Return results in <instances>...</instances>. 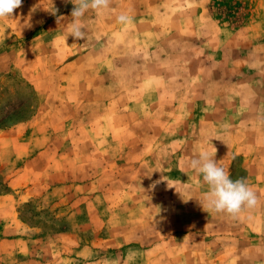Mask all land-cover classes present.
Wrapping results in <instances>:
<instances>
[{"label":"rangeland","instance_id":"1","mask_svg":"<svg viewBox=\"0 0 264 264\" xmlns=\"http://www.w3.org/2000/svg\"><path fill=\"white\" fill-rule=\"evenodd\" d=\"M72 8L0 21V253L27 248L3 264H181L169 238L210 222L190 159L215 148L233 180L264 161V0H111L65 41Z\"/></svg>","mask_w":264,"mask_h":264},{"label":"crops","instance_id":"2","mask_svg":"<svg viewBox=\"0 0 264 264\" xmlns=\"http://www.w3.org/2000/svg\"><path fill=\"white\" fill-rule=\"evenodd\" d=\"M259 137H262V140L257 139L256 141L262 145L264 137ZM262 170L264 171V161L262 160L247 164V182L253 190L258 191L256 194L261 193V188L264 186V178L260 175ZM212 214L213 211H210V222L203 225L197 223V217H193V220H190L191 222L179 225L177 234L172 239L169 238L172 242L176 240L175 247L183 250L178 254L180 259L184 257L181 264L187 263L186 258L192 255L194 259L201 257L202 259L199 262L203 264H264V243H257L250 239L252 236H256V233L264 234V220L261 223L262 218L259 217L261 213L245 209L242 214L244 223L236 226L215 224L213 223ZM247 215L252 217L246 220ZM184 218L186 220V217ZM256 219L259 220L257 223ZM11 223L9 222L8 225H11ZM8 236V233L7 235L3 233L4 238L2 240L7 239L5 237ZM24 242L26 240H22L19 246L25 244ZM81 249L84 251L82 247ZM256 249L258 253H256ZM23 252H27L24 245L21 248L0 253V264L12 257L14 253ZM25 259L23 264H27V260L31 258L27 257Z\"/></svg>","mask_w":264,"mask_h":264},{"label":"clouds","instance_id":"3","mask_svg":"<svg viewBox=\"0 0 264 264\" xmlns=\"http://www.w3.org/2000/svg\"><path fill=\"white\" fill-rule=\"evenodd\" d=\"M65 3H72V21L67 28V36L74 40L85 39L84 25L82 17L89 10L102 12L109 9L111 0H64ZM23 0H0V21L13 18L14 10L22 6ZM58 10L53 6L52 14ZM63 16H57L56 22L59 23ZM117 23L129 25L132 17L121 13L116 18ZM216 149L209 152L201 150L198 156L191 158L189 166L208 186L204 194V211L216 213H226L232 217H238L245 209H253L259 204L256 192L243 177L233 180L230 172L225 167L219 165L214 159ZM154 187V185H153Z\"/></svg>","mask_w":264,"mask_h":264}]
</instances>
